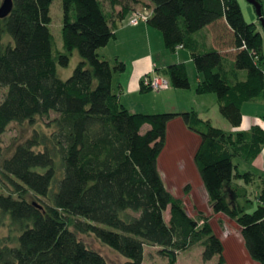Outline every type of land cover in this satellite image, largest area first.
<instances>
[{
  "label": "trees",
  "instance_id": "1",
  "mask_svg": "<svg viewBox=\"0 0 264 264\" xmlns=\"http://www.w3.org/2000/svg\"><path fill=\"white\" fill-rule=\"evenodd\" d=\"M105 1L63 0L64 51L50 27L54 0H14L9 15L0 17V158L11 123L46 119L45 128L36 127L2 161L11 192H0V231H9L0 238V264H118L91 247L86 234L120 253L124 264H145L147 246H158L175 264L197 245L205 261L218 256V264H227L224 241L210 220L191 215L160 171L168 125L178 117L200 136L194 162L214 212L237 222L248 254L264 264V179L252 212L239 203L247 190L234 184L240 177L254 180L238 171L236 159L253 160L262 151L264 127L228 132L196 110H129L113 85L126 63L99 53L115 35ZM108 1L114 6L120 0ZM149 1L148 23L162 32L166 47L190 50L202 77L197 93H215L224 117L240 126L243 104L264 100L257 24L245 19L239 0ZM128 9L123 4L124 13ZM223 18L233 31L234 60L219 49L201 50L196 38ZM74 50L82 60L64 79L59 67L70 64ZM166 72L173 87H191L185 63L170 64Z\"/></svg>",
  "mask_w": 264,
  "mask_h": 264
},
{
  "label": "rangeland",
  "instance_id": "2",
  "mask_svg": "<svg viewBox=\"0 0 264 264\" xmlns=\"http://www.w3.org/2000/svg\"><path fill=\"white\" fill-rule=\"evenodd\" d=\"M2 1L3 0H0V3H2ZM261 1L263 6V13H264V0ZM239 2L242 6L245 19L250 23L255 22L257 24L258 31H260L263 35L262 67L264 69V28L262 27L259 21L258 14L256 12L254 5L247 0H239ZM50 13L52 16V23L50 27L54 34L56 48L64 51L65 50L64 41L62 36V27H63V18H64L63 0H54V2L51 5ZM161 44L163 46L162 38H161ZM103 48L104 47L100 48L99 53L102 58L106 59L107 57L104 56L105 49ZM114 49H116L117 52L123 53L122 48L116 47L111 43L109 50H114ZM178 52L188 53L189 51L187 49H179ZM81 60L82 57L79 51L74 50L70 64L67 67H59L60 76L64 79L69 78L73 74L75 68L77 67V65ZM187 68H188L190 80L193 86L195 87V85L197 86L196 81L198 75L196 66L194 63L193 64L188 63ZM159 75L169 78V76L165 72L160 73ZM171 86L173 87L172 84ZM172 89L179 90L177 92L183 95L184 94L189 95L192 90L191 88H187V89L172 88ZM164 93H165L164 90H153L151 94L140 96L142 98L137 99V102L135 100L137 94L131 93L130 98L132 102L130 103V107H131L130 110L133 112H145V113H160L162 111L165 112L167 110H162L164 108L155 109L154 107L157 105L152 106L154 102L157 101L158 103V98L160 99L162 97L167 96V94L165 95ZM2 94H3V90L0 91V97ZM206 94H213V96H217L215 93H206ZM188 98H190V96ZM191 99L195 100V104L198 107L201 106V102L198 101L196 97H194V95L193 97H191ZM164 100L171 103L178 101V99L175 98V95H173L172 98L170 96ZM159 102H161V99ZM205 104L212 105V101L205 100L202 102V105ZM210 107H211L210 109L214 110L212 106ZM166 109H172V108L167 107ZM178 110H182V109H178ZM215 110L218 113L219 117L224 122H226V124H230L228 119L224 117V115L221 113L219 104L215 107ZM258 111H260V109H258ZM261 118L263 121L262 123L264 124V113L261 114ZM45 121L46 119L37 118L35 124H32L30 122H24V123L13 122L9 125L6 132L2 135V146L4 152H3V156L0 158V192H4V193L11 192L10 189L11 185L4 179V176L1 173L2 161L4 160V158L10 157L14 152V150L16 149L17 145H19V143L25 141L29 136H31L36 127L45 128ZM214 121H215L214 122L215 125L222 128L221 126L222 124H220L221 122H219L218 120H214ZM195 147H196V141L194 137L189 136L186 133H183L181 130L177 129L176 126H174L172 130H170L167 147L163 151L159 162L160 171L165 179L166 185L173 192L175 196L183 199L187 209L191 212L193 216L199 218L201 222L204 221L203 218L205 217L210 220L216 233L224 241L225 244L224 254L227 264H259L258 262L253 260L248 254L244 242L242 240L240 228L237 222L227 215L223 214V217H220L221 213L217 214L216 212H214L209 202V196L204 186L201 184V178L196 172V170H193V167L191 166L193 160L192 153L194 152ZM242 162H246V161L243 159ZM190 182L193 183V187L195 188V190L192 191V186L190 185V191L186 192L185 188L189 185ZM249 197L250 198L248 200L243 199L242 201H240V204L246 209V211L252 212L257 206L256 204L257 198L254 192L252 191L250 192ZM29 198L32 200L37 199V197L34 195H29ZM45 200L48 201V199ZM166 216L167 219H169V210L166 212ZM8 232H9L8 228H4L3 230H1L0 238L7 235ZM82 238L91 247L101 251L111 262H115L118 264L125 263V258L120 253L116 252L111 247L102 244L94 235L86 234V235H82ZM202 252H203V247L197 245L186 252L180 253L177 262L175 264H218L219 261L218 256L214 257L210 261H205L202 257ZM144 263L172 264L167 257L160 254L158 246L146 247V255H145Z\"/></svg>",
  "mask_w": 264,
  "mask_h": 264
},
{
  "label": "crops",
  "instance_id": "3",
  "mask_svg": "<svg viewBox=\"0 0 264 264\" xmlns=\"http://www.w3.org/2000/svg\"><path fill=\"white\" fill-rule=\"evenodd\" d=\"M123 4H129V9L125 13L123 11ZM105 7H106V11L110 14L111 24L113 25L115 35L108 43V45L103 48L105 49L104 56H106L107 58L106 57L105 58L110 60L112 63H115L117 59H120L126 63V68L124 71L115 73L113 85H114V91L119 94L121 102L130 110L131 108L130 103L132 102L130 98L131 93L137 94L138 97L136 96L135 98L137 102V99L142 98L140 96H145L153 92L152 89L143 87V79L145 78V76H147L148 74H155V73L156 74H160L164 72L167 73L166 69L170 64L183 62L187 66L188 63L193 64L194 61L190 50L187 48L179 47L177 48L176 51L169 50L165 45L162 32H160L159 29L151 26L148 23V21L142 20L138 24H134V25L130 24V20L135 16L136 11L142 10L150 14L152 13L153 6L149 0H136L134 2L133 1L128 2L127 0H120L114 6H111L109 1L106 0ZM161 38L163 40V46L161 44ZM196 38L199 42L201 50L208 51L213 48L219 49L231 60H234L236 49L233 46V31L227 24L225 18L220 19L219 21L212 23L207 27H205L204 29H202L200 32L196 34ZM111 43L116 47L122 48L123 53L117 52L116 49L109 50ZM179 49H187L189 52L179 53L178 52ZM201 79L202 77L198 73L197 81H196L197 85L201 81ZM171 87L169 89L164 90L165 91L164 94L165 95L167 94V96L160 98L161 102H159L160 99L158 98V103L157 101L154 102L155 104L153 103L152 106L157 105L154 107L155 109L164 108L162 110H167L165 112H185L189 110H196L201 118H203L204 120H210L213 125H215L214 120H218L219 122H221L220 124H222L221 125L222 129L228 132L248 130L255 124H259L264 127L261 118V114L264 113V100L262 99H256L245 102L242 106V111H243L242 124L238 127H234L231 125V123L226 124V122H224L216 112L215 107L219 104L217 96H213V94L197 93L196 91L197 86L195 85L194 87L192 82L190 87L192 90L189 95L179 94L177 92L179 90L172 89V88L177 89L176 87H172V88ZM173 95H175V98L178 99L177 102L171 103L164 100L170 96L172 98ZM193 95L194 97H196L198 101L201 102V106L198 107L195 104V100L191 99ZM189 96L190 98H188ZM205 100L212 101V105H207V104L202 105V102ZM210 106H212L214 110L210 109L211 108ZM167 107L172 109H166ZM178 109H182V110H178ZM258 109H260V111H258ZM174 126H176V128L181 130L183 133H186L189 136L194 137L196 141V147L194 149V152L192 153L193 160L191 166L193 167V170H196V172L198 173V169L194 162V155L200 143V136L195 132L191 131L182 121V119L178 117L172 120L168 125L167 144L169 140L170 130H172ZM242 161L243 159H236V162L238 164V171L242 174L247 172L252 173L254 180L249 183H247L241 177L234 180L235 185H237L242 189L247 190L248 193L247 197L239 198V203L243 199L248 200L250 198L249 194L251 191L254 192L256 198L260 193V185L262 180L264 179V147L262 151L253 160H245L246 162H242ZM201 184L204 186L202 179H201ZM189 185L192 186V191H194L195 188L193 187V183L190 182ZM220 217H223V213L220 214Z\"/></svg>",
  "mask_w": 264,
  "mask_h": 264
},
{
  "label": "built area",
  "instance_id": "4",
  "mask_svg": "<svg viewBox=\"0 0 264 264\" xmlns=\"http://www.w3.org/2000/svg\"><path fill=\"white\" fill-rule=\"evenodd\" d=\"M150 13L146 11L138 10L135 12V16L130 20L131 24H138L140 21H148ZM143 84L153 90H166L171 87V81L168 77L159 74H148L143 79Z\"/></svg>",
  "mask_w": 264,
  "mask_h": 264
},
{
  "label": "water",
  "instance_id": "5",
  "mask_svg": "<svg viewBox=\"0 0 264 264\" xmlns=\"http://www.w3.org/2000/svg\"><path fill=\"white\" fill-rule=\"evenodd\" d=\"M252 3L258 14L259 21L264 28V13L263 6L259 0H247ZM14 6V0H3L0 6V17H6L12 11Z\"/></svg>",
  "mask_w": 264,
  "mask_h": 264
}]
</instances>
